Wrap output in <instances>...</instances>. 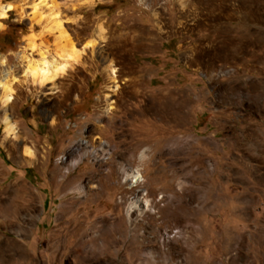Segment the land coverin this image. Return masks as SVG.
Listing matches in <instances>:
<instances>
[{
  "label": "rangeland",
  "instance_id": "obj_1",
  "mask_svg": "<svg viewBox=\"0 0 264 264\" xmlns=\"http://www.w3.org/2000/svg\"><path fill=\"white\" fill-rule=\"evenodd\" d=\"M0 3V264H264V0Z\"/></svg>",
  "mask_w": 264,
  "mask_h": 264
},
{
  "label": "bare ground",
  "instance_id": "obj_2",
  "mask_svg": "<svg viewBox=\"0 0 264 264\" xmlns=\"http://www.w3.org/2000/svg\"><path fill=\"white\" fill-rule=\"evenodd\" d=\"M11 8H12V5L11 4H2V3H0V17L4 16L6 14V12L8 10H10ZM55 23H56V26L58 28L61 27V22L60 21L55 22ZM73 50H74L73 53L78 52L76 49H73ZM71 56H72L71 53H67L66 51H63L61 53V57H63L64 59L70 58ZM61 68H64V65ZM29 70H30V73L32 74V76L34 78H37V76H38V68L37 67H33V68L30 67ZM42 82H44V79L42 80ZM11 91H12L11 83H8V84L5 83L4 84V93H5L4 101L5 102H9L12 99ZM4 124H5V131L8 134L13 133V131H14L13 130V126L9 122V119L8 118H5ZM135 179H136L135 181H139L141 178H140V176H136ZM136 207H138V204H136L135 202H133V203L130 202V206L128 208L129 212L131 210H133L134 208H136Z\"/></svg>",
  "mask_w": 264,
  "mask_h": 264
}]
</instances>
